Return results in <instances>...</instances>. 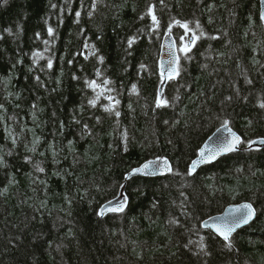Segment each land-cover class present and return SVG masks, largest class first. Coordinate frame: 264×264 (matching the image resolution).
<instances>
[{"label": "trees", "instance_id": "obj_1", "mask_svg": "<svg viewBox=\"0 0 264 264\" xmlns=\"http://www.w3.org/2000/svg\"><path fill=\"white\" fill-rule=\"evenodd\" d=\"M170 26L179 49L199 39L158 106ZM225 121L240 150L190 173ZM258 139L259 0H0V264H264ZM161 157L169 175L126 180ZM122 193L126 209L100 218ZM242 202L257 217L229 241L202 228Z\"/></svg>", "mask_w": 264, "mask_h": 264}, {"label": "water", "instance_id": "obj_2", "mask_svg": "<svg viewBox=\"0 0 264 264\" xmlns=\"http://www.w3.org/2000/svg\"><path fill=\"white\" fill-rule=\"evenodd\" d=\"M262 15H264V0H259V18H260L261 22L264 24V19H262ZM177 57L180 59L178 44H177V41H176L173 33L169 32L162 38L161 44H160V51H159V58H158V73H159L160 77L162 78V81H161V83L158 87V90H157V96H156L157 105H158V100L164 101V91H165L166 85L169 82L176 80L178 77V75L173 74L172 78H170V79L168 78V71H169L170 62H171V68L178 69L179 59H178V61H176ZM162 105H163V103L160 104V106H162ZM229 129H230V131H229ZM233 133L237 137H239V139L241 141L236 146V150H234V151H222V152H220L219 155H217L215 157V159H211L209 162H201L200 152L202 150L206 151V155H207L208 149L215 151L216 149L222 147L224 144L232 141V134ZM242 140H243L242 137L237 132H235L230 127V125H228L227 129L224 126L219 127L202 144V146L200 147V149L197 153L196 158L193 159L189 165V168H188L189 172L193 166L194 161L196 162V167H195V170L191 171L190 173H195L200 168H202L204 166L212 165V164L216 163L218 160H220L221 158H223L227 155H230L232 153L238 152L240 150ZM262 141H264V139L255 140L254 142L251 143L250 147L254 148V149H258V150H263L264 149V143H262ZM165 160L167 161V167H165L163 165V161H165ZM151 162H155V165L149 169V171L152 174H145V173L135 171L137 169L143 168V166L145 164H149ZM157 165L159 166L158 168L156 167ZM169 168L171 169V171L168 170ZM171 172H172V164L170 163V161L168 159L161 157V158L146 161V162L142 163L141 165H139L138 167L132 169L127 174L126 180H128L130 178H136V177H139V178H157V177L169 175ZM125 197H126L125 194H121L120 196H118L114 200L107 202L106 204L101 206L100 209L98 210V216L100 218H104L107 215L118 214V213L123 212L128 205V201L126 200V202H125ZM119 204H124L123 211H111V210H109V209L118 207ZM246 204L251 205L252 209L254 210V215L248 221V223L240 224V226L236 227L234 229V231L231 232L230 237H229V240H230L234 234H236L241 229H244V228L250 226L255 221V219L257 217V212L251 203L242 202L239 204H231V205L227 206L223 210L222 213L215 215V216H212V217L206 219L205 221H203L202 225H201L202 228L205 230L211 231L216 237H218L221 240L226 241L223 238V236L220 235L216 231V228L217 227L225 228V227L231 226V222L235 218L240 216V212H237L236 210L237 209L243 210V205H246Z\"/></svg>", "mask_w": 264, "mask_h": 264}, {"label": "snow or ice", "instance_id": "obj_3", "mask_svg": "<svg viewBox=\"0 0 264 264\" xmlns=\"http://www.w3.org/2000/svg\"><path fill=\"white\" fill-rule=\"evenodd\" d=\"M149 14H151V9H149ZM77 16H79V13H77ZM262 19H264V15H262ZM152 21H153V24H158V21L156 20V17L155 15H152ZM177 24H179L182 28L185 29V32L189 31V26L187 23H183L181 24L180 21H176ZM197 28H199V25H197ZM49 35L52 34V29L49 28ZM169 32H171V26L169 27ZM201 35H203V32H201ZM183 39V38H181ZM199 39V37L193 35V38H192V41H191V44H194L195 43V40ZM132 41L130 40L129 41V45H131ZM179 51L181 52H184L185 55L187 54V52L191 51V47L188 45V44H185L183 45ZM94 54V52L92 53ZM171 54V53H170ZM35 55H39L38 53L35 54ZM102 59V58H101ZM178 57L176 58V61H178ZM49 67H51V61H49ZM173 74H176L178 75V69H173L171 68V62L169 64V71H168V78H172ZM105 85L107 83H109L108 81H105L104 82ZM89 87H92V88H96V87H99L97 84H96V81H92L90 82L89 84ZM135 91V88L133 89ZM101 95V93H97V98L96 99H93V100H90L89 103L92 104L93 107L96 106V102H97V99L99 98V96ZM116 103L118 104L119 101H116ZM164 103V101L162 100H158V106H160V104ZM107 111H112V107L109 106L106 108ZM117 115H119V113L117 112L116 113ZM224 127L227 129L228 127V124H227V121H225L224 123ZM230 131V129H229ZM240 139L239 137H237L234 133L232 134V141L224 144L222 147L216 149L215 151L211 150V149H208L207 150V155H206V151L205 150H202L200 152V157H201V162H209L211 159H215V157L217 155L220 154V152L222 151H234L236 150V146L240 143ZM262 143H264V141H262ZM155 165V162H151L149 164H145L143 166V168L141 169H137L135 170L136 172H141V173H145V174H152L149 169L152 168L153 166ZM163 165L165 167H167V161H163ZM157 168L159 167L158 165L156 166ZM195 167H196V162L194 161L193 162V166L192 168L190 169V172L191 171H194L195 170ZM169 171H171V169L169 168L168 169ZM127 198L125 197V202H126ZM123 208H124V204H119L118 207L116 208H112V209H109L111 211H123ZM237 212H240V216L235 218L232 222H231V226H228V227H225V228H220V227H217L216 228V231L223 236V238L228 241L229 240V237H230V234L232 231H234V229L238 226H240V224L242 223H248V221L252 218V216L254 215V210L252 209L251 205H243V210L242 209H237L236 210ZM201 248H203V245H201Z\"/></svg>", "mask_w": 264, "mask_h": 264}, {"label": "rangeland", "instance_id": "obj_4", "mask_svg": "<svg viewBox=\"0 0 264 264\" xmlns=\"http://www.w3.org/2000/svg\"><path fill=\"white\" fill-rule=\"evenodd\" d=\"M190 43H191L190 38L189 37H186V38L183 39L182 44H181L180 47H182L185 44H188L190 46Z\"/></svg>", "mask_w": 264, "mask_h": 264}]
</instances>
